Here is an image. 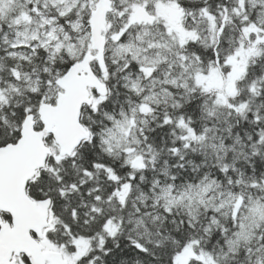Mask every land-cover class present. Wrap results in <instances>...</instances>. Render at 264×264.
I'll list each match as a JSON object with an SVG mask.
<instances>
[{
	"label": "snow or ice",
	"instance_id": "snow-or-ice-1",
	"mask_svg": "<svg viewBox=\"0 0 264 264\" xmlns=\"http://www.w3.org/2000/svg\"><path fill=\"white\" fill-rule=\"evenodd\" d=\"M0 264H264V0H0Z\"/></svg>",
	"mask_w": 264,
	"mask_h": 264
}]
</instances>
